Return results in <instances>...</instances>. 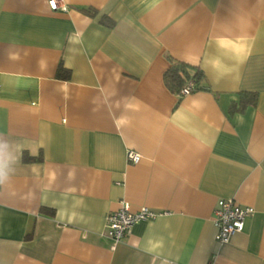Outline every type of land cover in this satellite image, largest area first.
Returning a JSON list of instances; mask_svg holds the SVG:
<instances>
[{"label": "crops", "instance_id": "obj_1", "mask_svg": "<svg viewBox=\"0 0 264 264\" xmlns=\"http://www.w3.org/2000/svg\"><path fill=\"white\" fill-rule=\"evenodd\" d=\"M47 2L0 0V264H264V0ZM220 198L254 209L225 243ZM121 201L157 214L113 246Z\"/></svg>", "mask_w": 264, "mask_h": 264}, {"label": "built area", "instance_id": "obj_2", "mask_svg": "<svg viewBox=\"0 0 264 264\" xmlns=\"http://www.w3.org/2000/svg\"><path fill=\"white\" fill-rule=\"evenodd\" d=\"M50 9H56V0H48ZM191 92V82L188 81L179 91V96H184ZM126 158L132 162H138L140 155L128 150ZM251 206H241L233 199L220 198L216 201L213 209V221L216 227L215 239L220 243L228 242L231 236L240 232L244 227L245 219L253 213ZM157 212L141 206L136 210H131L128 203L120 202L118 209L109 212L105 217V235L109 238L113 246L122 241L130 232L131 227L142 221H148L156 216Z\"/></svg>", "mask_w": 264, "mask_h": 264}, {"label": "trees", "instance_id": "obj_3", "mask_svg": "<svg viewBox=\"0 0 264 264\" xmlns=\"http://www.w3.org/2000/svg\"><path fill=\"white\" fill-rule=\"evenodd\" d=\"M89 15H94L95 10L88 8L85 10ZM105 17V16H104ZM103 17V18H104ZM107 24L110 26L113 24L112 20H108ZM57 76L67 77L68 70L62 65L57 68ZM203 78L202 72L197 67L190 66L186 63L170 60L168 68L163 73L164 85L172 92L179 95V91L186 84V82H191V91L196 89H207V86L201 84L200 81ZM239 103L241 105L254 104L256 100V95L249 92L239 93ZM24 160H33L34 157H30L27 154L23 155Z\"/></svg>", "mask_w": 264, "mask_h": 264}, {"label": "clouds", "instance_id": "obj_4", "mask_svg": "<svg viewBox=\"0 0 264 264\" xmlns=\"http://www.w3.org/2000/svg\"><path fill=\"white\" fill-rule=\"evenodd\" d=\"M3 147V145H0ZM8 179V172L5 170V165L0 164V183H4Z\"/></svg>", "mask_w": 264, "mask_h": 264}]
</instances>
